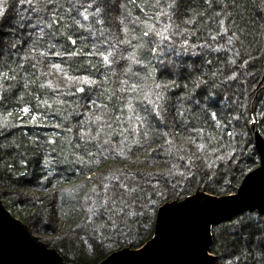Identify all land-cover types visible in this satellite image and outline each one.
<instances>
[{
    "label": "trees",
    "instance_id": "trees-1",
    "mask_svg": "<svg viewBox=\"0 0 264 264\" xmlns=\"http://www.w3.org/2000/svg\"><path fill=\"white\" fill-rule=\"evenodd\" d=\"M257 2L242 0L233 7V0H214L209 8L203 0H183L177 11L173 0H119V10L102 16V24H90L89 16V21L78 18L83 28L62 30L75 45L60 33L56 40L46 34L41 40L38 29L0 33V199L5 207L67 263L99 264L125 245L141 247L153 237L156 223L154 219L150 236L137 224L128 236L116 234L100 243L92 225L102 221L87 209L98 199L93 189L103 194L102 182L116 183L106 177L123 180L127 173L146 183L141 178L149 173L185 172L187 179L177 177L178 195L161 180L167 198L160 206L199 190L217 196L236 193L260 165L250 130L253 120L264 138V112L258 103L264 89V12L253 7ZM17 8L32 15L27 5ZM237 27L250 33L247 51L238 43L228 44ZM14 41L20 43L13 47ZM72 50L78 54L69 55ZM232 59L236 65L228 63ZM242 59L248 63L241 69ZM234 69L237 79L221 83ZM84 78L96 83L83 84ZM198 80L207 82L201 88L211 94L204 110L180 99L197 91L193 82ZM157 92L162 100L156 99ZM234 96L248 104V111L239 122L232 120L233 131L224 117L239 112L227 108L224 98L231 105ZM153 102L165 109L159 117ZM213 113L223 127H215ZM245 118L247 125L238 128ZM145 130L147 141L141 135ZM229 131L235 139L226 135ZM137 141L144 149L137 150ZM233 153L235 159L226 165L217 159ZM189 160L195 161L191 172L185 168ZM212 161L210 169L197 167ZM205 171L211 177L205 178ZM40 224L53 228L59 239L43 233ZM212 236L214 264H259L264 214L244 212L214 225ZM82 242L91 245L90 254Z\"/></svg>",
    "mask_w": 264,
    "mask_h": 264
},
{
    "label": "snow or ice",
    "instance_id": "snow-or-ice-1",
    "mask_svg": "<svg viewBox=\"0 0 264 264\" xmlns=\"http://www.w3.org/2000/svg\"><path fill=\"white\" fill-rule=\"evenodd\" d=\"M203 2L211 8L214 0H203ZM215 2L220 4L223 0H215ZM239 2H242V0H233L232 6L237 7ZM182 3L183 0H173L171 7L179 11ZM17 5H19V8H24L25 5H27V12L32 13V15H26L24 12L19 11ZM253 7L257 9L258 14L264 12V0H258L257 3L253 4ZM118 10L119 0H87V2L86 0H0V33H3L5 30L21 31L38 29L41 34V40L43 39L44 34H46L51 40H56L57 34L60 33L65 36L66 42L70 41L71 45H75L76 40L72 39L71 35H67L63 32V29L78 30L83 28L84 25L80 23L78 18H82L83 21H89V16L92 17V21L89 22L90 24L93 22L96 24H102V16L106 13ZM13 13H15V16H13ZM65 17H67V21L65 20ZM225 32H227V29H225ZM249 34L250 33L246 34L240 27H237L233 36L228 38V44L234 45L238 43L241 48H244L245 51H247L245 41L248 39ZM28 35L31 36L32 32L29 31ZM144 35L146 36L148 33L145 32ZM157 35L160 34L157 33ZM19 43V41H14L13 47ZM128 43L130 44L131 41H128ZM49 47H54V45L49 43ZM152 51V49H149V54H151ZM68 54L77 55L78 53L72 50L69 51ZM56 55H60V53L57 52ZM109 55L112 54L109 53ZM235 55L240 56V52L235 51ZM104 60L107 61L108 57L105 56ZM208 63H211V61H208ZM228 63L230 65H236V60L232 59ZM247 63V60L242 59L239 67L242 69L247 65ZM33 67H35V65H33ZM212 75L215 76L216 74L213 73ZM236 79L237 73L234 69L232 74L227 76L223 81H221V83L235 81ZM80 82L89 86L96 83L95 81L87 78H84ZM193 83L197 91H189L185 97H181L180 99H182L184 103L191 104L195 107L201 108V110H204L208 101L211 99V94L205 95L206 89L201 88V85L207 82L204 80H198ZM213 86L215 87L216 85L214 84ZM78 90L80 92L85 91L82 87ZM247 91V88H245V92ZM258 95L260 97L258 100L260 111L264 112V89H262ZM86 99H91V97H86ZM156 99L162 100V93L157 92ZM224 99L227 108H231L232 111L239 112V115L235 117L231 116L230 113L224 117L226 123L230 124L234 131L236 125L231 123L232 120L239 122L242 117H245V114L248 111V104L238 100L235 96L233 97V103L231 105L227 104V98ZM92 103H95V101H92ZM153 103L154 107L152 111L159 108L160 111L156 112L157 117H159L160 112L165 111V109L162 105L155 104V102ZM22 111L28 113L29 109L24 108ZM212 115L213 119L218 121L215 127H223L224 125L219 123V118L216 117V114L213 113ZM97 119H99V117H97ZM247 123L248 120L245 118L244 124L241 125V128L245 127ZM68 131H71V129H68ZM141 135L144 137L145 141L148 140L147 130H145ZM226 135L231 139H235L232 131L227 132ZM238 135H240L241 139H243L242 133H238ZM227 146L228 145H226V147ZM144 147V144L140 143V141L136 142L137 150L144 149ZM127 151H131V149H127ZM180 159H184V157H181ZM217 159L221 160L226 165L227 160L235 159V154L233 153L231 157L217 156ZM194 163L195 161L189 160V162L185 165L187 172L192 171ZM214 165L215 161H212L211 164L200 165L197 167L203 166L210 169ZM175 167L176 166L173 165V168ZM203 175L205 178H209L212 173L210 171H205ZM123 176V180L115 175L112 177H106V180H115L116 183L109 184L102 182L104 189L103 194L97 192L96 189L92 190L98 199L92 201L91 206L87 209V211L92 217L99 218L102 221L99 225H92V232L99 233L100 243H103L106 239H111L116 234L128 236L129 233L133 231V226L137 224L144 228L147 235L150 236L151 224L155 219L154 214L159 211L160 204L167 198L164 190L160 187L161 180H163L165 186L169 188L172 195H178L177 177L180 180L187 179L185 172H174L172 169H169L167 175L160 173L159 177H153L151 173L147 174V176L141 178L146 183H142L140 180H137L136 176L133 174L125 173ZM169 177L172 179H169ZM191 180L194 182V175L191 177ZM109 190L111 192L110 195ZM125 229L128 231H125ZM106 233H111L112 235H105ZM94 239H96L95 236ZM261 239L264 240V237H261ZM139 242L142 243L143 240H140ZM259 264H264V254H262L259 258Z\"/></svg>",
    "mask_w": 264,
    "mask_h": 264
},
{
    "label": "water",
    "instance_id": "water-1",
    "mask_svg": "<svg viewBox=\"0 0 264 264\" xmlns=\"http://www.w3.org/2000/svg\"><path fill=\"white\" fill-rule=\"evenodd\" d=\"M260 165L248 173L236 193L196 192L164 204L157 212L153 237L138 249L111 253L99 264H213V226L247 211L264 214V138L250 125ZM0 264H69L40 242L0 199Z\"/></svg>",
    "mask_w": 264,
    "mask_h": 264
},
{
    "label": "rangeland",
    "instance_id": "rangeland-1",
    "mask_svg": "<svg viewBox=\"0 0 264 264\" xmlns=\"http://www.w3.org/2000/svg\"><path fill=\"white\" fill-rule=\"evenodd\" d=\"M113 13H116V11H114ZM118 14V13H117ZM238 125V128L242 125V122H240L239 124H237ZM239 132H240V130H238ZM239 138V137H238ZM240 140V139H239ZM204 192V193H206L205 191H203V190H199V191H197V192ZM110 194H111V192H110ZM211 195H213V194H211ZM215 196H217V195H215ZM186 199V198H185ZM2 201V200H1ZM181 201V200H180ZM173 202V201H172ZM166 203H170V202H166ZM166 203H164V204H166ZM163 204V205H164ZM163 205H161L160 207H162ZM156 218H157V215H156ZM155 218V219H156ZM98 221L99 220H95L94 221V223L96 224V223H98ZM29 228V227H28ZM39 228L40 229H42L44 232L43 233H50L52 236H50V237H53V240L54 241H56V240H58L59 239V236H57V235H55L56 234V232H55V230H53V228H51V227H45L43 224H40V226H39ZM29 231L31 232V234L33 235V236H35L37 239H39V241L40 242H42V243H44L45 245H47L48 246V248H52L53 246H49V244L46 242V241H42L41 240V236H40V234L35 230V229H32L31 228V225H30V228H29ZM121 240H123V239H121ZM149 241V240H148ZM53 242V241H52ZM107 243H109L110 244V242H109V240L107 241ZM106 243V244H107ZM79 244V243H78ZM81 246V245H80ZM75 248H77V244L75 245ZM82 248H84L85 250H86V254H90L91 252H89V249H91L92 250V247H91V245H89V243L88 242H86V243H84V242H82ZM124 248H128V249H132V248H130L129 246H127V245H125L124 246ZM52 249H54V250H56L55 248H52ZM138 249V248H137ZM211 249V248H210ZM122 250V249H121ZM132 250H135V249H132ZM120 251V250H119ZM114 252H117V251H114ZM114 252H112V253H114ZM211 252V251H210ZM73 253H75V251H72V254ZM212 254V253H211ZM213 255V254H212ZM215 256V255H214Z\"/></svg>",
    "mask_w": 264,
    "mask_h": 264
},
{
    "label": "clouds",
    "instance_id": "clouds-1",
    "mask_svg": "<svg viewBox=\"0 0 264 264\" xmlns=\"http://www.w3.org/2000/svg\"><path fill=\"white\" fill-rule=\"evenodd\" d=\"M109 248H111V245H108ZM89 252H91V249H89Z\"/></svg>",
    "mask_w": 264,
    "mask_h": 264
},
{
    "label": "bare ground",
    "instance_id": "bare-ground-1",
    "mask_svg": "<svg viewBox=\"0 0 264 264\" xmlns=\"http://www.w3.org/2000/svg\"><path fill=\"white\" fill-rule=\"evenodd\" d=\"M215 261H216V259H215ZM215 261H214V262H215ZM214 262H213V264H214Z\"/></svg>",
    "mask_w": 264,
    "mask_h": 264
}]
</instances>
